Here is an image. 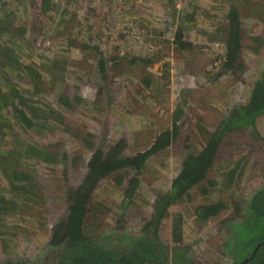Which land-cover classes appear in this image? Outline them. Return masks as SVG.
Segmentation results:
<instances>
[{
  "label": "rangeland",
  "instance_id": "1",
  "mask_svg": "<svg viewBox=\"0 0 264 264\" xmlns=\"http://www.w3.org/2000/svg\"><path fill=\"white\" fill-rule=\"evenodd\" d=\"M6 1V9L30 25L27 38L34 32L32 26L39 29L46 26L45 33L34 32L36 43H27L25 38L23 51L26 49L31 55L23 56L26 61L36 63L47 81L53 74H60L62 89H67L70 96L78 88L77 92L87 102L80 105L82 110L77 115L69 114L72 116L69 121L86 125L94 133L97 146L104 140L126 135L129 148L141 150L150 145L157 132L170 128L178 117L181 127L178 141L148 162L133 202L124 203L123 191L110 178L103 180L94 193L93 202L99 206L95 208L96 217L89 233L97 239L122 230L121 227L125 233H139L143 219L150 216L152 199L170 189L184 147H199L203 134L195 125L216 127L232 108L249 100L255 81L264 70V0H53L59 10L51 18L46 17L45 22L31 14L29 0ZM232 7L241 13L245 37L242 49L245 68L236 73L222 72L220 67L225 50L220 31L227 26L226 14ZM61 12L63 28L51 34L52 18ZM178 28L195 43L192 51L175 47L174 34ZM85 43L88 46L82 47ZM97 51L105 58L106 70L101 73L95 57ZM54 52L59 53V66L63 64V70L55 71L51 67V56L58 55ZM140 56H147L155 63L147 66L135 62L134 57ZM118 58L123 61L121 66ZM130 59L132 64L128 65L126 62ZM54 81L44 86L58 92ZM178 106L182 108L180 113ZM191 126L195 128L190 129ZM82 133L85 134L84 130ZM59 137L54 144L59 143L57 146L63 153L61 162L51 167L36 159L26 162L25 168L37 176L35 189L40 190L38 210L42 213L33 211L31 215L32 209L28 208L25 216L20 211L1 217V221L8 220L11 229L9 249H0L2 257H28V264H41L52 226L67 213L66 191L83 177L91 151L81 138L76 141L68 134ZM249 142H253L256 150L244 158H253L254 162L244 165L241 179L240 174L233 185L209 187L206 196L193 191L192 199L170 207L169 216L161 225L163 241L172 242L173 219L177 213L182 214L184 242L192 245L189 256L198 264L231 263L223 246L227 236L217 228L220 221L231 216V208L206 222L197 220L193 209L199 203L218 199L230 205L237 199L247 200L250 191L263 181L264 141L261 144L260 137ZM232 143L234 153L247 147L239 138H234ZM221 161L227 165V161ZM220 165L212 170L211 179L221 176ZM53 260L57 263L58 256Z\"/></svg>",
  "mask_w": 264,
  "mask_h": 264
},
{
  "label": "trees",
  "instance_id": "2",
  "mask_svg": "<svg viewBox=\"0 0 264 264\" xmlns=\"http://www.w3.org/2000/svg\"><path fill=\"white\" fill-rule=\"evenodd\" d=\"M29 3L31 14L39 16L43 22L46 21V17L51 18V14H57L59 10L54 6L53 0H29ZM7 4V1L3 0V3L0 1V249L4 248L7 251L11 238L8 220L1 221L3 215L11 216L21 211L25 216L28 208L32 209L30 214L33 211L42 213L38 210L40 190L35 189L38 185V181L35 180L37 176L31 175L30 170L25 168L26 162L36 159L38 163L47 164L49 167L55 166L61 162L60 155L63 153L59 151L61 150L57 146L59 143L54 144V141L60 140L59 136L68 134L76 141L81 138L83 144L91 151V155L85 161L86 170L79 183L70 186L66 191L67 213L52 226L49 243L40 263L198 264L189 256L192 245L184 242L182 214L177 213L173 219V243L165 239L163 241L160 235L161 225L169 216L170 207L192 199L193 191L198 190L199 194L206 196L209 187H218L220 184L225 187L233 185L240 174V179L244 174V165L254 162L253 158L244 157L256 150L253 148V142L249 140L254 141L261 137V144L264 141L262 135L264 70L255 81L249 100L232 108L220 120L219 125L211 128L198 123L195 125L203 134V138L199 140L201 142L199 147L196 145L184 147L183 157L170 189L152 199L150 216L143 219L140 232L125 233L124 227H121L122 230L97 239L89 233V229L93 226L94 212L99 206L93 202L99 184L110 178V181L116 183L123 191L124 203L133 202L132 198L143 180L142 174L148 162L178 141L181 132L178 117L174 118L170 128L157 132L150 145L141 150L132 151L126 135L104 140L97 146L93 141L94 133L88 131L86 125L77 120L69 121L71 115H77L82 110L80 105L84 106L87 102V99L77 92L78 88L70 96L67 89H62L60 74H53L47 81L36 63L26 61L23 56L31 55L26 49L23 51L25 38L28 40L27 43L30 41L36 43L34 32L45 33L46 26H41L40 29L32 26L34 32L31 36L28 34L27 38L26 32L30 25L18 18L14 12H9L6 9ZM190 18L193 20L192 16ZM52 19L50 33L61 30L64 22L63 12ZM226 20L227 26L220 31L225 48L220 58V67L222 72L236 73L245 68L242 60L245 37L239 9L232 7L226 14ZM64 31L65 29L59 31L57 36ZM200 35L203 36V33ZM173 42L181 51H192L196 47L193 41L186 38L181 28L176 30ZM85 46L88 45L86 43L82 45ZM96 50H100L99 47H96ZM56 53L58 55L55 57L51 56V67L53 66L55 71L63 70V64L59 66V53ZM95 57L98 60L99 73L104 72L105 58L100 51H97ZM146 57H134V61L147 66L155 63ZM118 62L119 66L123 63L119 58ZM126 63L132 64L131 59ZM52 79L55 80L53 83L58 92L44 86V83ZM145 80H149L148 75L145 76ZM177 110L179 113L182 112L180 106ZM195 126L189 128L194 129ZM83 130L85 134L82 133ZM187 136H190L189 133ZM234 138L243 140V145L246 143L247 147L239 148L238 153H234L231 146ZM187 142L185 139V144ZM76 160L74 157V163ZM221 160L227 161V165ZM219 164L222 167L219 170L221 176L211 179L212 170ZM20 197L22 200H19ZM32 202L34 204L30 206ZM230 208L231 216L220 221L217 228L227 236L223 246L230 256L229 264H240L252 255L258 243L264 241V177L263 181L250 191L247 200L237 199L230 205L227 201L218 199L199 203L193 210L197 220L206 222ZM54 256H58L57 263L53 260ZM27 258L7 259L0 256V264H28ZM245 264H264V244Z\"/></svg>",
  "mask_w": 264,
  "mask_h": 264
},
{
  "label": "water",
  "instance_id": "3",
  "mask_svg": "<svg viewBox=\"0 0 264 264\" xmlns=\"http://www.w3.org/2000/svg\"><path fill=\"white\" fill-rule=\"evenodd\" d=\"M263 244H264V241L258 243V244L256 245L255 249L253 250L252 255H251L250 257H247L246 259H244L240 264H245V263L248 262L250 259H252V258L255 256V254L257 253V250H258V249L260 248V246L263 245Z\"/></svg>",
  "mask_w": 264,
  "mask_h": 264
}]
</instances>
